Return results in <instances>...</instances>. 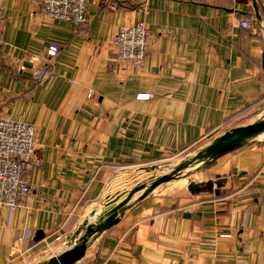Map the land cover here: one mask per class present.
I'll list each match as a JSON object with an SVG mask.
<instances>
[{
    "label": "crops",
    "instance_id": "0c3cea01",
    "mask_svg": "<svg viewBox=\"0 0 264 264\" xmlns=\"http://www.w3.org/2000/svg\"><path fill=\"white\" fill-rule=\"evenodd\" d=\"M88 2L76 26L45 16L41 0H0V114L36 126L42 162L21 206L0 209V264L50 261L108 199L126 197L125 174L188 157L264 114V0ZM145 18L153 39L140 70L119 63L111 42ZM36 68L53 78L37 80ZM182 176L133 196L75 264H264V136ZM119 181L126 189L113 191Z\"/></svg>",
    "mask_w": 264,
    "mask_h": 264
},
{
    "label": "built area",
    "instance_id": "2783aa9c",
    "mask_svg": "<svg viewBox=\"0 0 264 264\" xmlns=\"http://www.w3.org/2000/svg\"><path fill=\"white\" fill-rule=\"evenodd\" d=\"M41 6L42 13L49 18L70 21L76 26L88 21V0H41ZM5 26L6 17L0 6V42L3 41ZM241 26L250 28L253 26V19L242 20ZM152 39L146 18L134 25L122 26L111 42L116 60L143 69ZM59 50L58 44L51 43L46 54L52 58ZM20 68L25 67L22 65ZM34 77L48 81L53 78V73L49 69L36 68ZM140 97L146 98L149 94H141ZM37 140V128L34 124L0 114V209L15 211L31 192L30 172L42 163L37 153Z\"/></svg>",
    "mask_w": 264,
    "mask_h": 264
},
{
    "label": "water",
    "instance_id": "95a60500",
    "mask_svg": "<svg viewBox=\"0 0 264 264\" xmlns=\"http://www.w3.org/2000/svg\"><path fill=\"white\" fill-rule=\"evenodd\" d=\"M254 8L257 20L261 21L262 18L256 1H254ZM263 132L264 114L253 123L237 126L226 131L224 134L216 138L210 145L190 155L189 158H183L172 165H166V167L164 166L167 169L166 174L157 176L147 186L141 185L138 186V188H134L128 192L121 203L111 206L112 201L108 199L107 207L103 212H100L98 222L91 223L85 221L83 223L84 226L82 224V226L77 230V234L80 235L83 230H85V233L81 237L76 238L70 248L51 259L47 264H75L79 259L84 257L88 247V239L95 233L109 229L118 223L127 210V208L124 209V206L128 204L137 191L143 190V193L139 197L141 200L150 195V193L161 184L170 181L179 174H184V170H200L214 159L247 145L248 143L254 142L258 139V135ZM213 186L214 182L210 181L207 183L206 187L190 185V189L201 191L208 188L211 190ZM40 233L41 231L38 232V238L40 237Z\"/></svg>",
    "mask_w": 264,
    "mask_h": 264
},
{
    "label": "rangeland",
    "instance_id": "374dc122",
    "mask_svg": "<svg viewBox=\"0 0 264 264\" xmlns=\"http://www.w3.org/2000/svg\"><path fill=\"white\" fill-rule=\"evenodd\" d=\"M254 118H256V117H254ZM251 120H252L251 118L250 119H243L239 123H245V122H248V121H251ZM239 126H241V125H239ZM235 127H237V126H235ZM185 158H189V156L188 157H185ZM181 159H183V158H181ZM179 160H180L179 158L172 159V160H167L166 162H161V164H159V165H155L153 167H146V168H143L142 167V168H140V170H137L135 172H129L128 175L125 174L124 176H126L127 182H129V179L130 178H133L132 180H134L133 183L131 185H129L128 192H130L134 188H138V186H141V185L145 186L147 184H150V182H152L153 179L156 178L157 176L162 175V174H166V172H167V169L165 168L166 165H172V164L178 162ZM193 172H194V170H188V171L187 170H184L183 171L184 174L185 173L190 174V173H193ZM181 178H183V176L181 174H179V175L175 176L173 179H171L170 181L165 182V183H163V185L162 184L161 185L162 186H174V185L178 186L179 185V182L178 181ZM127 182L126 183H122V184H121V181L115 182V184L114 185L112 184L110 187H111V189H113V191H118V189L116 190V187H117V184H118V185H123V188L126 189V186L125 185L128 184ZM120 189H122V188H120ZM142 193H143V190L137 191L134 194V197L137 196L136 198H138ZM131 200H133V199H131ZM122 201H123V199L120 200L119 203H121ZM106 207H107V203L103 204L100 207V210H101L100 212H103L106 209ZM125 208H127V210H128L130 208V206L125 205L124 206V209ZM88 222H91V223L98 222L97 215L93 216L91 218V221L89 219ZM83 226H84V224H83ZM84 233H85V230H83L80 235L76 234L75 237H74L73 243L75 242V239L76 238L81 237ZM93 236L94 235H92L88 239V243L90 242V240H91V238ZM48 262L49 261H43V262H40L39 264H47Z\"/></svg>",
    "mask_w": 264,
    "mask_h": 264
},
{
    "label": "bare ground",
    "instance_id": "6f19581e",
    "mask_svg": "<svg viewBox=\"0 0 264 264\" xmlns=\"http://www.w3.org/2000/svg\"><path fill=\"white\" fill-rule=\"evenodd\" d=\"M264 136V132L258 135V138H262ZM148 185V184H147ZM145 185V186H147ZM119 203V202H118ZM116 205V204H115ZM113 206V205H112Z\"/></svg>",
    "mask_w": 264,
    "mask_h": 264
}]
</instances>
